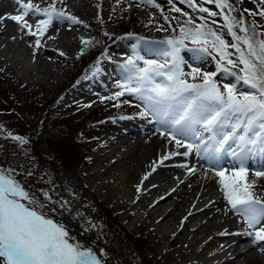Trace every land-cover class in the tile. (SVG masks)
Returning a JSON list of instances; mask_svg holds the SVG:
<instances>
[{"label":"snow or ice","instance_id":"6c2138e0","mask_svg":"<svg viewBox=\"0 0 264 264\" xmlns=\"http://www.w3.org/2000/svg\"><path fill=\"white\" fill-rule=\"evenodd\" d=\"M58 2L62 3V0H51L41 6L33 0H14L18 6L16 14H6L0 20L8 18L15 22L25 36L34 38L31 46L38 50L43 46L42 40L55 38L47 35L54 21L60 24L67 21L69 25L84 24L64 8H57ZM179 2L187 4L194 12L207 13L209 17H215L218 13L210 11L203 4H215L220 10L219 14L223 15L224 27L233 42L229 44L223 39L222 33L214 30L204 15L199 16L202 23H196L188 12H181L173 0H168L172 11L188 17L179 25V34H175L173 29V35L155 42L138 37L137 44L132 46L133 55L120 65L126 73L125 82L118 85L121 91L100 99L102 102L105 99L118 101L127 92L143 101V108L137 115L152 117L160 122L165 129H158L160 135L175 145V150L162 155L158 163L163 165L171 157H188L193 153L206 161L219 177L218 183L224 199L230 205L229 210L236 213L245 225L240 232L229 233L225 229L218 235L247 236L251 238L253 246H259L264 243V199L253 190L256 179L248 180L247 177L248 162L256 156L262 159L260 170L253 175L264 177V38H260L264 37V32L256 31L255 21L247 23L242 15L239 18L230 15L239 10L229 0H199V4L197 0ZM140 3L160 8L155 0H140ZM260 3L264 5V0H260ZM249 14L264 17V8L258 13ZM30 16L36 18L34 24L27 19ZM164 19L167 21L168 17ZM105 35L108 33L105 32ZM80 39L82 44L90 45L94 38ZM142 41L156 45L163 62L145 60L139 55L138 46ZM186 41H190L193 47L189 49ZM229 48L234 52L228 51ZM185 49L193 52L197 60L212 57L216 61V71L201 74L199 67L189 64L191 71L186 73L184 65L187 62L181 55ZM213 52L218 54V59ZM80 54H83V49ZM59 55L64 56L65 53L60 51ZM139 61L144 62L143 67ZM99 63L98 59L93 75L99 73ZM217 73L232 77L234 82L219 85L215 79ZM198 76L201 77L199 81ZM187 77H191L192 82ZM241 85L249 90H242ZM233 116L237 119L231 123L230 129L218 132L225 119ZM205 133L209 134L207 138ZM0 135L20 145L28 143L26 138L11 131L5 133L2 124ZM225 156H230L234 161L231 174H226L228 169L221 166ZM156 163L154 161L151 172L142 177L141 184L156 171ZM177 166L187 169L190 174L197 171L187 163ZM16 177L15 169L0 167V264H104L102 250L98 254L90 247L70 242L65 226L45 214V203L53 202L48 191H43L45 199L41 201L26 190ZM140 190L138 185L137 191ZM67 204V201H61L60 207L66 208ZM260 251L264 252V247H260Z\"/></svg>","mask_w":264,"mask_h":264},{"label":"rangeland","instance_id":"374dc122","mask_svg":"<svg viewBox=\"0 0 264 264\" xmlns=\"http://www.w3.org/2000/svg\"><path fill=\"white\" fill-rule=\"evenodd\" d=\"M0 1L10 2V8L16 14L18 6L14 0ZM84 1L89 3L92 14L87 15L84 24L79 25L83 28V34L87 39L94 38L93 43L85 46L83 54H80V51L79 55L74 54L70 58H61L64 68L62 73H53L57 76L50 77V80L36 78L35 84L32 86V84H22L18 79L15 80L14 76L0 68V124L4 126L5 133L11 131L28 140L27 144L20 145L19 142L0 135V167L15 169L16 178L25 185L26 190L34 193L41 201L45 199L43 191L52 192L50 195L53 197V202L45 203L43 209L45 214L54 221L67 226L65 228L69 233L70 242L90 247L98 254H101L102 250L104 264H165L161 257L156 259L151 257L147 240L129 235L128 224L105 201H98L95 198L85 201L83 200L85 197L81 193L79 197L82 200L80 201L91 206L92 209V214L90 211H87V214L80 213V215L86 216L81 219L83 222H80L74 213L75 210H80L78 203L72 204L69 209H64L60 207V202L67 201L65 196L68 193L71 196L73 193L71 189L73 185L75 188L76 179L81 180L82 162L95 150L97 143L110 134L111 125L116 120H123L120 117L129 116L146 123L155 121L152 117L137 115L143 108V101L132 94L125 92L118 101L105 99L102 102L100 98L110 97L121 91L118 85L125 82L126 73L120 65L128 56L133 55L132 46L137 44L138 37H143L146 41H162L164 40L162 37L173 35V29L178 35L179 25L188 17L172 11V5L168 3V0H155L160 8L140 3V0H120L119 3L117 0ZM33 2L45 6L51 0H33ZM234 2L245 21L247 23L255 21L256 31L264 32V17L249 14L258 13L264 8L260 0H234ZM197 3L199 4V0ZM173 4L180 8L181 12H188L196 23H202L199 16L204 15L208 24L218 33H222L223 39L229 44L233 42L224 27L223 15L219 14L220 10L215 4H203L210 11L218 13L215 17H209L207 13L201 14L198 10L194 12L187 4H181L179 0H173ZM57 8H61L60 2L57 3ZM225 13L228 14L227 9H225ZM235 13L233 11L230 15L234 16ZM2 15L5 13L0 17ZM165 16L168 17L167 21L164 19ZM94 22L100 25L99 39L94 36L98 29L90 27ZM15 28L18 30L17 25ZM105 32L108 35H105ZM20 34V37H23V32L20 31ZM167 34L169 35L167 36ZM30 39L34 40V38ZM111 39L113 40L111 41ZM78 43L81 41L78 40ZM101 43L105 44L104 47ZM185 43L189 49L193 47L190 41ZM155 49H158L156 45L146 44L143 41L138 46L139 55L143 56L145 60L163 62V59H158L159 55L154 54ZM228 51L234 52V49L229 48ZM181 55L187 62L184 65L186 73L191 71V68L188 67L189 64L192 67H199L201 74L216 71V61L210 56L197 60L194 58L195 54L187 49L182 51ZM213 55L217 59L219 58L217 53L213 52ZM91 57L95 59L90 61ZM98 59L99 67L108 66L110 69L117 70L102 82L105 86L103 93L100 92V87L92 86L85 81L93 73ZM83 60L85 62H82ZM86 60H89L88 64ZM138 63L141 67L144 66L143 61ZM82 66L84 68L81 69ZM206 66L208 68H205ZM48 68L51 69V72L54 70ZM187 79L192 82L191 77H187ZM200 79L201 77L198 76L197 81ZM215 79L221 86L224 83L234 82L232 77H225L222 73H217ZM241 89L249 90L243 85H241ZM69 93L70 95L66 96ZM124 101L129 103H124ZM117 104H119L118 107ZM85 105L90 106L85 107ZM236 119L235 116L229 117L225 119L224 123L231 124ZM95 123H99V126L93 129ZM29 172L32 174L28 175ZM67 179H70L71 188L69 187V189L65 187L64 183V180ZM80 184L83 185L82 182ZM216 189L222 192L219 184L214 185L212 190L217 191ZM77 190L79 191V189ZM61 197L62 199H60ZM112 211H115L114 214ZM87 222L92 224L85 226L84 224Z\"/></svg>","mask_w":264,"mask_h":264},{"label":"bare ground","instance_id":"6f19581e","mask_svg":"<svg viewBox=\"0 0 264 264\" xmlns=\"http://www.w3.org/2000/svg\"><path fill=\"white\" fill-rule=\"evenodd\" d=\"M9 4L10 2L0 1V15L5 13L1 17L15 14ZM61 7L82 21L92 14L89 3L84 0H62ZM28 19L30 23H35V17L30 16ZM15 26V22L8 18L0 20V68L22 84L33 86L36 78L50 80V77L57 76L53 73L64 71L61 58H70L86 46L78 43L81 37L69 29L73 27L83 31L79 24L69 25L67 21L60 24L54 21L47 35L55 38L42 40L43 46L38 50L31 46L33 39L23 35L24 33L20 37V31ZM104 43H101L102 47L106 44ZM60 51L65 55H59ZM48 67L56 72H51ZM99 68V73H92L85 81L105 89L102 82L117 70L108 66ZM68 95L70 93L66 96ZM127 117L129 116L116 120L111 125L110 134L102 138L95 150L82 160L81 180L76 177L77 186L73 188V185L71 189L73 193L65 196L68 201L66 208L78 203L80 210H75L74 213L83 222L81 219L85 215L80 213L87 214L92 209L80 201L81 193L85 197L81 198L85 201L89 198L105 201L128 224L129 235L147 240L151 257H161L165 264H264V252L260 251L264 243L253 246L251 238L247 236L218 235L225 229L229 233L240 232L245 225L236 213L229 210L230 205L223 193L217 189L212 190L214 185L219 184V177L211 170L210 165L195 153L188 157H171L160 165L159 158L166 152L175 150L174 142L169 143L168 139L160 135V131L165 130L161 123L157 120L146 123ZM230 125L223 123L217 131L229 130ZM257 158L260 161L262 159L260 156ZM154 161L157 162L156 171L141 184L142 177L151 172ZM256 162L257 165L260 164ZM183 163L195 167L197 171L190 174L187 169L177 166ZM233 163L231 158L226 174H231ZM221 166L225 168V164ZM256 170H260V167L252 172L248 171L247 179H256L253 190L264 199V177H254ZM80 182L83 183L82 186ZM64 183L69 189L70 179L64 180ZM138 185L141 189L139 192ZM90 224L92 223L87 222L84 225Z\"/></svg>","mask_w":264,"mask_h":264},{"label":"trees","instance_id":"16d2710c","mask_svg":"<svg viewBox=\"0 0 264 264\" xmlns=\"http://www.w3.org/2000/svg\"><path fill=\"white\" fill-rule=\"evenodd\" d=\"M94 126H93V129H95V128H97V126H99V123H95V124H93ZM41 137V136H40ZM35 139H37V138H35Z\"/></svg>","mask_w":264,"mask_h":264}]
</instances>
